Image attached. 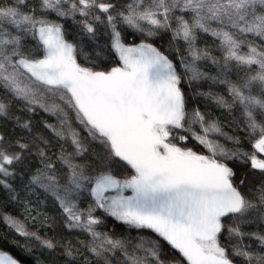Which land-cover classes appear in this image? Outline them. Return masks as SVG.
<instances>
[{"label":"snow or ice","instance_id":"obj_1","mask_svg":"<svg viewBox=\"0 0 264 264\" xmlns=\"http://www.w3.org/2000/svg\"><path fill=\"white\" fill-rule=\"evenodd\" d=\"M0 264H264V0H0Z\"/></svg>","mask_w":264,"mask_h":264}]
</instances>
